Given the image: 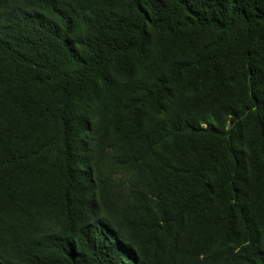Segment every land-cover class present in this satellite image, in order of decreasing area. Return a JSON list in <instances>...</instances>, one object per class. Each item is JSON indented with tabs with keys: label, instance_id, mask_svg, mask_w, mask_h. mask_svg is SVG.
I'll use <instances>...</instances> for the list:
<instances>
[{
	"label": "trees",
	"instance_id": "obj_1",
	"mask_svg": "<svg viewBox=\"0 0 264 264\" xmlns=\"http://www.w3.org/2000/svg\"><path fill=\"white\" fill-rule=\"evenodd\" d=\"M0 264H264V0H0Z\"/></svg>",
	"mask_w": 264,
	"mask_h": 264
}]
</instances>
